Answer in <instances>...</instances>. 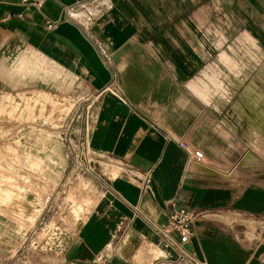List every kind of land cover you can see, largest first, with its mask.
I'll return each instance as SVG.
<instances>
[{"label":"crops","instance_id":"1","mask_svg":"<svg viewBox=\"0 0 264 264\" xmlns=\"http://www.w3.org/2000/svg\"><path fill=\"white\" fill-rule=\"evenodd\" d=\"M0 37L52 44L94 96L108 173L58 264H264V0H0ZM172 199L198 214L182 259Z\"/></svg>","mask_w":264,"mask_h":264},{"label":"rangeland","instance_id":"2","mask_svg":"<svg viewBox=\"0 0 264 264\" xmlns=\"http://www.w3.org/2000/svg\"><path fill=\"white\" fill-rule=\"evenodd\" d=\"M0 42V264H58L108 173L84 149L94 96L52 44Z\"/></svg>","mask_w":264,"mask_h":264},{"label":"built area","instance_id":"3","mask_svg":"<svg viewBox=\"0 0 264 264\" xmlns=\"http://www.w3.org/2000/svg\"><path fill=\"white\" fill-rule=\"evenodd\" d=\"M45 0H33V4L36 6L42 5ZM55 24L49 23L46 25L48 31L53 30ZM181 147L187 151L190 159L195 162H200L203 159V154L200 151H188L186 145L181 144ZM85 154H92L86 145V135H85ZM197 212L191 209L188 205L180 203L177 199H172L169 201L167 209V223L166 226L160 229V234L164 239H168L170 244L179 253L180 259L183 258L182 246L186 244L191 235V226L193 222L197 219ZM176 237L177 241L170 239V236ZM186 264H195L193 261H184ZM92 264H112L110 261L96 260Z\"/></svg>","mask_w":264,"mask_h":264},{"label":"bare ground","instance_id":"4","mask_svg":"<svg viewBox=\"0 0 264 264\" xmlns=\"http://www.w3.org/2000/svg\"><path fill=\"white\" fill-rule=\"evenodd\" d=\"M1 173V172H0ZM19 182V181H18Z\"/></svg>","mask_w":264,"mask_h":264}]
</instances>
